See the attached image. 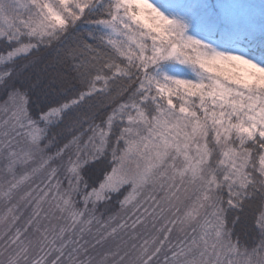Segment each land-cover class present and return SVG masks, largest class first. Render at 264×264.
Instances as JSON below:
<instances>
[{"label":"snow or ice","instance_id":"obj_1","mask_svg":"<svg viewBox=\"0 0 264 264\" xmlns=\"http://www.w3.org/2000/svg\"><path fill=\"white\" fill-rule=\"evenodd\" d=\"M0 205V264H264V3L0 0Z\"/></svg>","mask_w":264,"mask_h":264},{"label":"rangeland","instance_id":"obj_2","mask_svg":"<svg viewBox=\"0 0 264 264\" xmlns=\"http://www.w3.org/2000/svg\"><path fill=\"white\" fill-rule=\"evenodd\" d=\"M245 2H249V3H254L256 5H260L261 3H264V0H245ZM5 211H6V209L2 205H0V216H3ZM92 226L95 228V231L97 230V227L100 228V225L96 224V223H94ZM157 226H159V225H157ZM5 227H6L5 223H0V232H2ZM148 227H149V229H151V227H152L150 221H149ZM120 235H122V233L118 234V236H119L118 240L120 238ZM3 243H4V239H0V246H2ZM109 248H111L112 250H115V246L113 245V243H109V244L105 245V247L102 250L104 252V251L108 250ZM117 259H118V257H117Z\"/></svg>","mask_w":264,"mask_h":264},{"label":"trees","instance_id":"obj_3","mask_svg":"<svg viewBox=\"0 0 264 264\" xmlns=\"http://www.w3.org/2000/svg\"><path fill=\"white\" fill-rule=\"evenodd\" d=\"M106 219V218H105ZM92 228H93V231H95V228L92 226ZM98 228V227H97ZM15 229H13V231H14ZM11 234V233H10ZM118 235H117V240H118ZM110 243H112V242H110ZM113 245L115 246V244L113 243ZM103 249V248H102ZM102 249H98V251L99 252H101V253H103V250Z\"/></svg>","mask_w":264,"mask_h":264}]
</instances>
